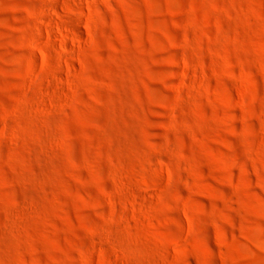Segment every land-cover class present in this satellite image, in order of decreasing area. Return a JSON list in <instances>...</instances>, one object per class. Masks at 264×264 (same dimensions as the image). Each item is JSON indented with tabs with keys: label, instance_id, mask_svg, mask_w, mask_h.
I'll list each match as a JSON object with an SVG mask.
<instances>
[{
	"label": "rangeland",
	"instance_id": "rangeland-1",
	"mask_svg": "<svg viewBox=\"0 0 264 264\" xmlns=\"http://www.w3.org/2000/svg\"><path fill=\"white\" fill-rule=\"evenodd\" d=\"M0 264H264V0H0Z\"/></svg>",
	"mask_w": 264,
	"mask_h": 264
}]
</instances>
